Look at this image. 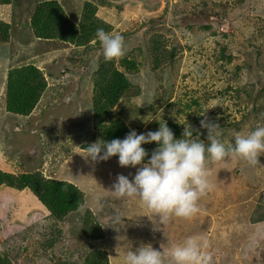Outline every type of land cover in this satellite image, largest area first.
Segmentation results:
<instances>
[{"label":"rangeland","instance_id":"1","mask_svg":"<svg viewBox=\"0 0 264 264\" xmlns=\"http://www.w3.org/2000/svg\"><path fill=\"white\" fill-rule=\"evenodd\" d=\"M40 1L14 0L10 7L0 4V20L12 25L10 43L0 45V171L28 174L42 170L45 174L72 181L85 192V207L108 233L105 241L89 242L82 234L81 221L72 215L65 220V226L61 229L64 236L59 239L58 235L54 239V257L62 256L55 259L54 263L63 259V263L72 264L82 251L95 246L108 251L112 264H124L126 254L135 251L141 244H151L157 250L163 251L164 248L169 251L171 245L181 244L189 237H199L202 238V253H209L212 257L210 264H264V225L249 226V218L257 201L255 197L264 190V163L254 167V174L259 175L261 169L263 172L256 180L253 179V183L247 165H242L240 160L206 161L211 189L200 198V211L190 219L170 216L166 222L161 223L139 198L117 199L108 191L116 180L115 172L132 180L137 169L122 168L118 162L110 164L111 160L92 164L85 159L87 154L83 147L91 144L94 135L91 94L92 76L98 67L97 56L91 58L85 68L80 62L82 57L73 55L66 44L33 37L28 25L30 15ZM56 1L64 6L69 18L77 23L83 3L98 0ZM179 1L150 0L148 6L151 9L147 11L142 0H109L112 5H123L118 15L131 25L124 28L129 30L138 27V14L143 12L150 17H158L168 6L170 13ZM224 3V15L231 21L233 36L224 39L216 34L218 31L215 28H211L201 37L185 28H176V39L183 50L179 66L163 73H150L151 67L148 66L140 75L130 78L143 91L132 103L128 100L125 102L126 109L133 107L141 112L136 116L132 113L127 115V123L132 130L140 128V133L156 130L154 124L156 121L161 122V111L165 109L172 116L175 113L173 117L179 125L190 124L195 127L198 116L180 111L191 106L190 103L196 99H199L203 109V113L197 112L206 119L218 110L226 112L236 121H241L247 114L240 95L233 98L236 91L244 92V87L249 88L252 82L244 72L239 76L232 72L248 58L254 59L250 52L252 46L260 47L259 62L261 67L264 65V0H246L240 7H235L234 0H212L208 11L200 9L192 17L200 19L201 22L197 23L201 26L199 23L209 19L202 12L209 15L221 13L212 12V9ZM157 4L159 7L152 9ZM105 8L107 6L102 4L101 9ZM102 15L104 12L100 11V18ZM189 17L184 18L181 26L191 25ZM146 31L147 28H142L134 42L124 41V51L129 52L140 44L144 45L153 33L146 35ZM259 33L261 38L251 39L259 36ZM226 49L231 53L230 64L224 63L220 57ZM100 55L103 56V50ZM29 64L45 70L49 88L33 116L28 119L5 110L4 92L8 71ZM261 81L264 87V77ZM224 91L228 93L222 95ZM167 97L171 99L166 101ZM153 105L160 108L151 117L148 112ZM195 110L193 106L192 111ZM142 121L145 122L144 126H140ZM248 123L247 120L243 127ZM257 126H264V122L260 120ZM245 131L248 132L247 129ZM233 135V131L224 130L219 138L229 144ZM0 188L7 193L0 194V216L4 219L0 220V252L11 261V254L22 246L23 238L16 234L15 226L20 227L22 222L31 226V222H36V228L32 231L34 239L30 243L37 247H43L50 235L58 232V228H45L44 238L39 240L37 237L42 232L43 221L48 217L46 210L29 192L20 194L8 188ZM117 216L120 217L119 222H115ZM63 248L66 249L63 251ZM36 250L40 255L42 249ZM30 254L21 250L19 256H16L22 264L27 262V257L32 258Z\"/></svg>","mask_w":264,"mask_h":264},{"label":"trees","instance_id":"2","mask_svg":"<svg viewBox=\"0 0 264 264\" xmlns=\"http://www.w3.org/2000/svg\"><path fill=\"white\" fill-rule=\"evenodd\" d=\"M98 1L84 2L80 12V20L75 23L69 18L64 6L58 1L42 0L37 3L31 13L28 25L33 37L44 41H59L69 46L68 48L72 50L73 55L82 57L80 62L85 68H87L88 61L97 56L98 67L92 76L91 104L93 109L94 135L91 139V144L99 140L107 142L113 139L122 140L132 130L127 123L129 122L127 115L132 113L133 116H136L141 112L133 107L132 109H126L125 102L128 100L132 103L142 95L143 91L139 86L131 82V77L140 75L148 66L151 67L150 73H163L179 66L183 58V50L177 42L174 29L185 28L186 31L197 33L201 37H203V34L206 35V31L211 28H215L218 31L216 34L224 39H229L234 35L222 36L223 34L219 33L217 23L212 19H207L205 23H199L201 26H198L197 21H200V19L192 17L200 9L208 11V5L212 0H180L178 5H175L171 9L170 13L168 12V6L163 14L158 17H150L142 12L137 15L138 27L136 29L132 28V30H129V28L124 29L127 26L131 27V25L122 16L118 15V12L123 10V5H112L109 0ZM149 1L142 0L144 7L148 8H145L147 11L151 9L148 6ZM245 1L234 0L235 7L244 5ZM13 2L14 0H0V4L5 7H10ZM102 4L107 6L105 10L101 9ZM158 7L159 4L152 9L156 10ZM112 8L116 10L111 11L110 9ZM100 11L104 12L102 18L99 16ZM212 12L225 14L226 3L213 8ZM188 16L192 20L191 25L186 27L181 26V22H184V18ZM98 28H103L106 32H118L124 36V41L126 42H132L138 38L137 36L140 34L142 28H147L146 35L151 32L153 33L150 39L144 42V45L140 44L129 52L124 51L121 57L112 61H106L104 56H98L102 51L99 41L95 39V33ZM11 30L12 25L9 22L0 20V45H8L10 43ZM170 37L173 39H170ZM258 38H261V34L251 39ZM187 48L191 49L190 46H187ZM226 50L220 54V57L224 63L230 64L232 59L231 53L229 50ZM250 52L254 55V59L248 58L242 66L236 67L232 72L233 75L237 76L244 72L252 82L249 88L244 87V92L236 91L233 98L235 99L237 94H239L243 102L242 104L247 110V114L242 117L241 121H236L234 117L229 116L221 110L211 113L209 119L202 117L197 112L203 113V109L199 105V99L193 100L190 103L191 106L188 105L182 109L183 111H180L185 114L192 112L189 115L198 116L196 118V126L192 127L194 130L193 135L199 134L200 139L205 143H208V133L206 129L201 128V120L218 123L223 131H233L234 135L229 144L234 143V137L237 133L247 135L249 132L255 130L260 120L264 122V87L261 81L262 77H264V65L261 67L259 62V58L261 57L260 47L252 46L250 47ZM223 68L220 67L224 71L225 68ZM48 88L45 70L41 67L29 64L10 69L7 73L4 92L5 110L8 113L23 118L32 116ZM227 93V91H224L221 94ZM167 98L166 101L171 99V97ZM235 104L237 106V102ZM193 106L196 107L195 111H192ZM157 108L159 109L160 106H151L148 114L151 117L154 116L158 111ZM160 117L161 122L156 121V124H154L156 130L154 129L153 132L157 131L160 124L166 121L168 127L174 132L175 138H181L184 131V127L182 126L186 124L179 125L175 121L176 118L166 112V109L161 111ZM247 120L249 122L248 125L243 127V124ZM144 125L145 122L142 121L140 126ZM139 129L136 128L135 131L140 133ZM246 129L248 132L245 131ZM229 144L225 143L226 146ZM87 146L86 144L83 147L84 149H82L85 150ZM143 147L149 153L150 158L151 153L156 149L157 145L153 143L147 144L146 147L143 145ZM110 160L112 162L110 164H113V162H118V157H113ZM240 163L245 166L247 165L251 177L250 180L255 183L256 177L260 176L263 171L260 168L259 175L258 173L254 174L253 171L259 165H263L264 154L259 157V165L252 166L243 161H240ZM118 174L115 172L116 177ZM254 178L255 180H253ZM262 182H264V178ZM0 187L11 189L20 194L29 192L46 210L48 217L46 221H43L42 232L37 237L39 240L44 238L45 228H58V232L51 234L43 247H37L36 244L30 243V240L34 239L32 231L36 228L34 226L36 222H31V226L23 222L19 224L20 227L15 226L14 230L16 234L23 237L21 239L22 246L18 248V251L11 254V261L7 260V256L0 252V264H21L17 257L21 250L28 254L31 253L29 256H32L31 259L27 257V262L22 264H67L63 263V259H60V262L54 263V260L60 257V255L54 257L56 255V252L53 251L55 247L54 239L58 235L59 239L64 236V231L61 229L65 226V220L69 219L72 215H75L81 221L83 227L82 234L87 241L102 242L108 238L106 229L99 223L92 212L85 207V192L70 180L56 178L53 175L45 174L42 170L28 174H14L12 172L0 171ZM0 194L6 195L7 193L0 188ZM255 199L257 201L249 218V226L251 227L264 225V190ZM0 220L4 219L0 216ZM1 245L0 243V248ZM37 248L42 249L40 255L37 253ZM65 249L63 248V251ZM66 253L70 254L69 251H66ZM206 255H209V253H206ZM111 260L112 257L103 247L92 246L89 250L85 249L82 251L72 264H112ZM167 260L165 258V262L169 264V259Z\"/></svg>","mask_w":264,"mask_h":264},{"label":"clouds","instance_id":"3","mask_svg":"<svg viewBox=\"0 0 264 264\" xmlns=\"http://www.w3.org/2000/svg\"><path fill=\"white\" fill-rule=\"evenodd\" d=\"M95 39L99 41L106 61L124 54L122 34L98 28ZM183 126L179 139L165 121L154 132L131 130L122 140H99L86 147L85 159L97 164L118 157L120 167L137 169L132 180L122 174L116 177L112 189L108 190L115 198H139L161 223L170 216L190 219L200 211V198L211 189L206 161L240 160L252 166L259 165V157L264 154V126H257L247 135L237 133L234 143L227 146L219 138L223 129L218 123L201 120V128L208 133V143L201 140L199 134L193 135L190 124ZM153 143L157 147L149 158L143 145ZM119 221L120 217H115V222ZM201 240L189 237L169 251L141 244L126 254L124 264H165V258H170L169 264H210L212 257L202 253Z\"/></svg>","mask_w":264,"mask_h":264},{"label":"water","instance_id":"4","mask_svg":"<svg viewBox=\"0 0 264 264\" xmlns=\"http://www.w3.org/2000/svg\"><path fill=\"white\" fill-rule=\"evenodd\" d=\"M209 19L215 21L219 27L221 34L223 35H230L234 33V30L231 28V21L223 14L216 13V14H205ZM196 16V15H193Z\"/></svg>","mask_w":264,"mask_h":264},{"label":"crops","instance_id":"5","mask_svg":"<svg viewBox=\"0 0 264 264\" xmlns=\"http://www.w3.org/2000/svg\"><path fill=\"white\" fill-rule=\"evenodd\" d=\"M32 116H33V115H32ZM30 117H31V116H30ZM30 117H29V118H30ZM29 118H28V119H29ZM2 159H3V161H5V158H4V157H2Z\"/></svg>","mask_w":264,"mask_h":264},{"label":"flooded vegetation","instance_id":"6","mask_svg":"<svg viewBox=\"0 0 264 264\" xmlns=\"http://www.w3.org/2000/svg\"><path fill=\"white\" fill-rule=\"evenodd\" d=\"M194 19H196V18H194Z\"/></svg>","mask_w":264,"mask_h":264}]
</instances>
